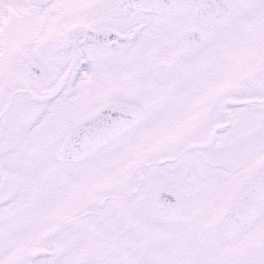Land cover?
I'll use <instances>...</instances> for the list:
<instances>
[{"label":"snow or ice","instance_id":"snow-or-ice-1","mask_svg":"<svg viewBox=\"0 0 264 264\" xmlns=\"http://www.w3.org/2000/svg\"><path fill=\"white\" fill-rule=\"evenodd\" d=\"M0 264H264V0H0Z\"/></svg>","mask_w":264,"mask_h":264}]
</instances>
